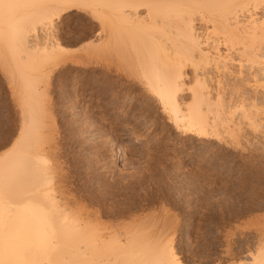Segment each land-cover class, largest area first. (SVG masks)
<instances>
[{
  "label": "bare ground",
  "instance_id": "bare-ground-1",
  "mask_svg": "<svg viewBox=\"0 0 264 264\" xmlns=\"http://www.w3.org/2000/svg\"><path fill=\"white\" fill-rule=\"evenodd\" d=\"M25 6L29 8L25 10ZM74 12L88 24L86 30L76 35L82 41L88 38L89 42L84 43L81 54L68 57L60 32ZM78 39L74 36L65 41ZM0 44L1 59L5 55L9 57L3 60L2 68L5 75H14L17 79L18 87L15 85L13 93L24 104H20L22 118L17 139L10 152L0 157V264H186L173 245L171 233L165 229L126 228L123 234L118 233L115 227L89 217L78 206L72 208L76 204L67 205L63 196L65 205L58 198L63 195L60 184L59 189L54 187L59 190L58 197L54 194L55 189L49 186L54 178L47 173L52 166L45 168L47 156L51 154L46 155L50 152L46 153L47 148L43 146L45 138V146H49L50 137L54 136L47 131L46 117L51 113L46 114L45 111H50L43 104L42 111L38 108L40 100L33 94L42 98L54 81L59 82L67 73L76 72V66L81 67L82 82L78 90L69 91L66 87L68 91L62 88L60 92L66 108L77 109L79 89L89 88L88 92L95 94L99 89L94 83L104 69L109 79L118 76L120 89L128 84H132L131 89L133 84L139 85L181 135L201 140L218 139L222 131L233 134L238 128L232 126L236 118L244 117L252 123L264 113V91L261 90L264 87V0H0ZM234 64L236 69H232ZM187 65L193 68L191 77L186 71ZM211 65L228 70L223 71L222 77L213 76L208 71ZM39 79L44 81V86ZM260 85H263L261 91ZM107 92L99 94L106 99L110 94ZM89 117L90 114L86 118ZM102 140L100 147H104L106 155L104 158L100 155L103 163L114 168L123 164L126 154L117 139L110 136L101 137ZM140 141L134 135L127 144ZM261 238L253 249L249 248L227 264H264V236Z\"/></svg>",
  "mask_w": 264,
  "mask_h": 264
},
{
  "label": "rangeland",
  "instance_id": "rangeland-1",
  "mask_svg": "<svg viewBox=\"0 0 264 264\" xmlns=\"http://www.w3.org/2000/svg\"><path fill=\"white\" fill-rule=\"evenodd\" d=\"M27 7L29 8V6ZM27 7H24L25 10ZM19 9L22 11L23 7ZM19 9H17L18 13H20ZM260 10H258L259 13ZM77 16L74 12L72 20L68 19L67 23L63 22V24L66 23L62 25L65 29L63 28V32L60 34L66 41L74 36L78 39L79 32L88 27V24ZM56 22L60 25L62 23L59 20ZM82 23L84 24L81 25ZM207 25L209 26L208 23ZM202 27L206 28V26ZM76 33L79 34L76 35ZM65 40V56L68 55V57L81 54V50L83 51L89 42L88 38H83V41L78 39L77 42H66ZM69 51H72L71 54ZM7 58L9 57L6 55L2 56V59L0 57L2 60L0 62V157L10 152L11 145L17 139L22 118L21 107L24 105L21 103L23 100L18 101L16 92L13 93L14 87H18L17 79L13 78L14 75H5L6 72L3 70L2 63L8 60ZM7 63L9 62L7 61ZM11 67H13L12 64ZM220 67L211 65L208 71H211L209 73L214 74L213 76L222 77L223 71L228 68L223 70V67ZM235 67L237 68L236 64L232 69H236ZM243 67L245 68V66H242V70L245 71L246 68L244 70ZM76 68L78 69L76 72L67 73L59 82L54 81L48 89V93L44 92L45 95H41L42 98L38 96V99L33 94L36 100H40V104H36L39 106L38 108L43 104V108L50 111H45L46 114H52H50L51 117H46L50 124L46 121L47 128H49L47 131L54 133L53 137L52 133L50 134L51 141L48 139V144L49 141L52 144L47 145L50 149L45 146L47 140L45 138L43 146L45 149L47 148L46 151L50 152L46 155L51 154L47 156V159L49 157L48 162L53 164L47 162L45 167L47 170L48 166H52H50L51 169L48 168L50 170L47 173L49 172L51 179L54 178V184L50 183L49 186L58 188L60 184V189L62 186L60 192H63V195L60 193L62 195L60 196L57 192L59 190L55 188V191L53 189L54 194L57 197L59 195L58 198L61 201L65 199L61 197H66L64 202H68L67 205L72 207L76 204L72 208L78 206L89 217L92 216L91 218H95L98 222L109 227H115L114 230H117L118 233L123 234L125 231L123 229L126 228L128 230L143 228L146 230L148 228V230L156 229L155 231L160 228L165 229L164 231L169 235L171 233L173 245L186 264H227L238 259L249 248L253 249L258 240L264 236V113H261V118L254 120L255 123L249 122L244 117L236 118V122L233 121L232 126L237 125V130L233 134L222 131L218 139L200 140L188 134L183 136L159 112L154 99L145 95L139 85L134 86L135 84H133V89H131L132 87L130 88L129 85L132 86V84H128L126 88L120 89V86H117L119 85L118 76H112L111 80L104 69L100 70L102 72L100 78L94 83L99 90L92 94L88 92L89 88L79 89L77 102L79 101L78 107L80 108L72 110L71 107V109L66 108L65 103L62 102L65 100L60 92L66 87L69 91L78 90L82 82V68L80 67L81 70L77 66ZM192 70L193 68L186 66L190 77L193 74ZM26 72L30 73L31 71L26 70ZM9 76L13 78H11L13 81ZM41 82L44 86V81ZM62 83H66V85L61 86ZM41 84L38 83L39 86ZM258 84L263 83L259 82ZM261 86L263 87V85L257 87L258 90L264 91V87ZM260 88L262 89L260 90ZM102 91H106L110 96L108 95L104 99L99 94ZM58 93L60 94L57 95ZM81 99L82 101H80ZM96 99L97 101H95ZM102 99H104L103 103ZM142 106L143 108H141ZM260 108L262 109L263 106ZM73 111H76V114ZM78 111L80 112L78 113ZM85 114L88 115L85 116ZM89 114L90 119L86 118ZM74 115L76 116L74 117ZM70 116L72 117L70 118ZM90 120H93L91 125H89ZM238 125L241 127L239 128ZM91 135L95 139L91 138L90 140ZM134 135L138 136L141 141L136 144H127ZM110 136L117 139L118 145L125 150L124 154H126L123 164H117L115 168L107 162L103 163L104 159L101 158L106 156L104 147H100L104 142V140L100 141L101 137L106 139ZM96 140L99 143L91 144L92 141L97 142ZM41 141L37 143L41 145L43 142ZM101 154L102 156H100ZM107 167L109 170H106ZM105 177L107 178L105 179ZM66 203L64 204L66 205ZM130 224L131 226H129Z\"/></svg>",
  "mask_w": 264,
  "mask_h": 264
}]
</instances>
